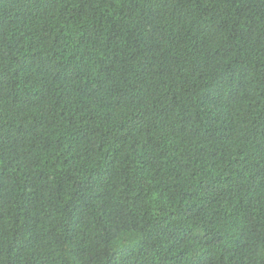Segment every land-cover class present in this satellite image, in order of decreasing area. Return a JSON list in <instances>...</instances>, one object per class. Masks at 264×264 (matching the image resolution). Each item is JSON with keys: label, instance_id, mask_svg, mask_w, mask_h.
<instances>
[{"label": "trees", "instance_id": "obj_1", "mask_svg": "<svg viewBox=\"0 0 264 264\" xmlns=\"http://www.w3.org/2000/svg\"><path fill=\"white\" fill-rule=\"evenodd\" d=\"M0 264H264V0H0Z\"/></svg>", "mask_w": 264, "mask_h": 264}]
</instances>
